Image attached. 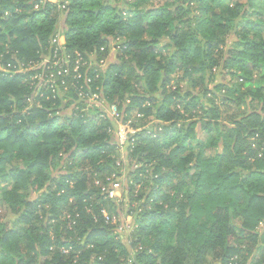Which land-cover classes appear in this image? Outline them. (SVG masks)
<instances>
[{"label": "trees", "instance_id": "obj_1", "mask_svg": "<svg viewBox=\"0 0 264 264\" xmlns=\"http://www.w3.org/2000/svg\"><path fill=\"white\" fill-rule=\"evenodd\" d=\"M60 30L69 51L116 61L88 74L103 107L0 71V264H264V0H0V65L36 61ZM113 105L150 124L120 201L96 184L120 176Z\"/></svg>", "mask_w": 264, "mask_h": 264}, {"label": "built area", "instance_id": "obj_2", "mask_svg": "<svg viewBox=\"0 0 264 264\" xmlns=\"http://www.w3.org/2000/svg\"><path fill=\"white\" fill-rule=\"evenodd\" d=\"M38 54L39 58L36 61L27 64L24 61H19L17 65L1 66V71L14 75L24 74L25 81L31 83L35 88L34 97L39 96L43 90H48L54 98L74 91L80 99L87 101L88 107L104 106L102 93L99 88H94L95 91H93L94 81L88 74L92 70L98 74L100 69L105 68L106 60L98 63L94 57L85 59L80 52L69 51L66 47L65 34L61 30L50 39L48 48L39 51ZM96 78H99V75ZM104 115L113 119L116 124L121 120V113L116 105L107 107ZM121 138L122 143L120 142V144L123 145L125 136L121 134ZM117 177V175H112L106 179V184H102L100 181H97L96 184L101 187L108 199L120 201L123 197V189ZM102 214L106 224L118 225L117 215L110 214L107 210H102ZM119 230H126V226H120Z\"/></svg>", "mask_w": 264, "mask_h": 264}, {"label": "rangeland", "instance_id": "obj_3", "mask_svg": "<svg viewBox=\"0 0 264 264\" xmlns=\"http://www.w3.org/2000/svg\"><path fill=\"white\" fill-rule=\"evenodd\" d=\"M54 1V0H53ZM153 1V0H152ZM52 2V1H51ZM56 2V0H55ZM154 2H156V4H161V3H164L165 0H154ZM64 21H63V18L61 19V22H60V25L62 24L63 25ZM63 28V27H62ZM234 34H232L231 38H233ZM116 61V49L113 47L112 50H111V53H110V56L109 58L106 60V66L107 67V64L108 63H113ZM25 64H27L25 62ZM240 83H242V80H236L232 77H229L228 75H220L217 77L216 79V82L215 84H223V85H226V86H229V87H232L235 86V85H239ZM214 84V85H215ZM213 85V86H214ZM183 86V89L186 90V85H181ZM213 86H210V88H213ZM244 89V87L242 88ZM199 90V89H198ZM225 91V90H224ZM218 92V91H217ZM223 90H220L218 92L219 93H222ZM60 97L64 96L63 94L59 95ZM213 98V95H208V98L207 100L211 101V99ZM204 101V100H203ZM220 100L219 99H216V102L217 103H220L219 102ZM206 103H208L206 101ZM147 105V104H146ZM203 104L202 102H199L196 106V108L193 110V113H194V118L191 116V119L192 122L193 121H197V124L195 126V130L197 132V135H198V139L202 140V142L207 146H210V144L212 143V140L214 138H216L217 136V132L215 130H213V132H211L210 134L207 133L205 130H203V120L204 118H202V110H203ZM178 108H180V106H178ZM183 109V108H182ZM223 110V118H226L228 117L229 115H235L237 113H239V111L237 110V108L235 106H233L232 108H222ZM121 113V111H120ZM182 113H184V111L182 110ZM187 117L190 118V114L189 113H184ZM230 116V117H231ZM141 114H139V111L137 110V108L135 110L132 111V114L130 116V119L129 121L127 122H122V120H120L118 122V124L115 125V130H114V133L116 135V139H117V145L119 144L118 146V154H119V157H118V166L120 167L119 169V175L117 178L119 179L120 183L122 184V189H123V192L124 190L127 188V185H128V175H129V171L130 169L133 167V164L132 161L130 160L129 158V153H131V148H133L134 146L132 145L133 143H131L133 141V137L134 135H136L137 133H140V131H143V129H148L149 128V125H146V126H139L138 128L135 127V125H140L141 124ZM190 120L188 122H190ZM189 124V123H188ZM187 124V125H188ZM153 125V123L151 124ZM145 127V128H144ZM121 134H123L125 136V140L123 141V145L120 144V140L122 139L121 138ZM120 137V138H119ZM122 143V142H121ZM216 150H222V140L220 139V145L218 147V149H212V150H209L207 152V155H210L212 153H214ZM38 194H35L33 195V197H37ZM125 194L123 195V200L125 199ZM0 213L2 215H6L7 212L5 211V209L3 207L0 206ZM65 217V216H64ZM66 219V218H65ZM68 219V218H67ZM125 223L127 224L126 225V230L125 232L123 233L122 237L124 239H128V237L130 236L131 232L133 231V229L136 228L135 224H134V220L132 218L130 219H125ZM70 249H67L66 252H68ZM65 252V253H66ZM259 256H256L255 259H257ZM43 260V259H42ZM236 260V258H235ZM237 261V260H236ZM41 262V261H40ZM247 264H251V262H247Z\"/></svg>", "mask_w": 264, "mask_h": 264}, {"label": "crops", "instance_id": "obj_4", "mask_svg": "<svg viewBox=\"0 0 264 264\" xmlns=\"http://www.w3.org/2000/svg\"><path fill=\"white\" fill-rule=\"evenodd\" d=\"M55 1V0H54ZM0 71H1V65H0Z\"/></svg>", "mask_w": 264, "mask_h": 264}]
</instances>
